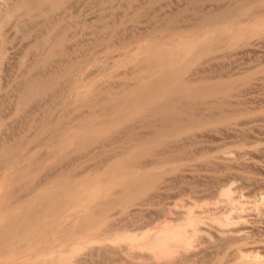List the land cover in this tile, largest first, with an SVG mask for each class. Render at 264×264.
<instances>
[{
	"label": "rangeland",
	"instance_id": "rangeland-1",
	"mask_svg": "<svg viewBox=\"0 0 264 264\" xmlns=\"http://www.w3.org/2000/svg\"><path fill=\"white\" fill-rule=\"evenodd\" d=\"M256 2L249 6V12L264 8V0ZM242 3L246 4L247 0H0V155L20 147L16 169L22 165L20 158L26 149L35 147L32 149L34 156L43 155L54 141L55 133L78 122L75 118L83 110H74L75 105L71 104L73 89L82 80H87L84 77L90 71L107 68L116 59V54L144 44H160L164 40L175 39L184 34L192 23L196 25L202 18L228 13ZM250 42L244 47L224 48L217 53L210 51L183 75L184 80L200 79L197 85L227 86L228 83L231 94L236 96L224 99L220 95L213 96L211 102H216L212 107H196L197 110L192 111L196 115L199 112L215 113L222 104L220 110L227 111L232 107L247 110L250 115L241 118V124L236 126L240 130L234 132L230 126L227 128V124L215 123L200 134L184 135L172 141L174 143L166 141L155 148L153 155L147 156L148 159L184 158L189 161L178 172L166 177L158 192H151L140 199L137 206L125 208L115 216L121 227L142 226L151 231L159 229L163 221L174 224L179 213L184 212V217L186 211L196 215L193 216L196 224L199 222L198 228H202H199L197 236L189 234L185 240L196 239L187 241L186 246L180 243L183 257L178 256L174 263L169 264H216L221 260L227 263L228 254L223 253L229 250L222 248L224 244L218 249L221 244L215 238L211 243L214 234L208 232L223 216L231 217V221L238 224L244 242H264V172L261 171L264 169V37ZM126 69L120 67L117 73V70L111 71L107 77H98L97 87L111 91ZM218 100L223 103H218ZM229 101L234 105H230ZM48 119L49 127L41 130ZM134 122L107 132L92 147L67 150L56 159L39 164L27 187L16 188L12 190L14 192L9 187L5 189L11 197L4 196V201H13L20 194L29 192L30 188H42L43 183L51 182V178L56 176L75 180L98 176L102 171L98 169L104 160L145 135L147 128H140L139 122ZM11 181L9 179L7 183ZM227 189L230 196L220 197L221 190ZM153 222L157 224L154 226ZM205 227H208L207 231H204ZM119 244L118 249H128L127 242ZM134 246L132 250L131 247L125 250L126 255L121 249L117 252V256L121 255L119 257L110 255V252L87 250L89 255L84 254L86 260L76 257L74 261L80 259L82 264H119L118 259L122 257L124 264L164 263V257L156 250L146 249L145 252L143 249V252L140 249L141 252L137 253ZM188 251L198 254L189 257Z\"/></svg>",
	"mask_w": 264,
	"mask_h": 264
},
{
	"label": "bare ground",
	"instance_id": "bare-ground-1",
	"mask_svg": "<svg viewBox=\"0 0 264 264\" xmlns=\"http://www.w3.org/2000/svg\"><path fill=\"white\" fill-rule=\"evenodd\" d=\"M256 1L258 0L249 2L247 0L246 4L234 7L232 12L206 17L204 20L202 18L197 24V21L195 22L196 25L192 23L188 30L186 28L188 32L175 39L160 41L162 42H159L160 44L143 43L144 45L116 54L114 56L116 59L109 62L107 68L90 71L84 77L87 80H82L81 84L73 89L70 95L71 104L75 105L74 110L83 111L76 116L78 122L72 127L52 134L54 141L43 155L35 157L32 150L35 147L28 151L26 149L25 153L21 154L22 165L18 169L15 168V163L19 161L20 147L13 151L9 149L4 156L0 155V264H82L81 260H86L84 254L87 250L90 252L94 250L96 253L110 252V255L117 256L121 249L126 255L125 250H130V247L132 250L133 245L137 248V250L134 248L137 253L140 249L142 251L145 249V252L146 249L156 250L158 255L164 257L163 264L166 262L169 264L176 261L178 256H182V247L179 244L186 246L187 241L195 238L185 240L186 236L196 234L200 231L199 228H202V226L198 228L200 223L197 221L198 225L196 224L197 216L191 212L186 211L185 217L184 212L179 213L176 222L170 220L174 224L163 221L159 229L151 231L145 230L142 226L121 227L115 216L125 208L137 206L138 201L151 192H158L167 180L166 177L178 172L180 167L189 161L184 158L148 159L147 156H150L155 148L167 142L169 144L184 135L200 134L215 123L227 124L228 129L230 126V129L237 132L240 129L238 130L236 126L241 124L239 120L250 115L249 111L236 110L232 106L230 107L235 110L226 111L225 107L223 108L225 111L220 110L224 104L219 100L217 102L222 106L215 113L203 114L198 111L204 116L198 113L199 116L196 115V112L192 111L197 110L196 107L204 109L209 107L208 105H214L216 101L211 102L213 96L220 95L224 99L234 97L236 94H231L228 83L227 86L197 85L200 79L184 80L183 75L210 51L217 53L224 48L244 47L250 45L248 43L251 40L264 37V8L248 11L249 6ZM141 2L143 4V1ZM120 67L127 69L121 71L122 74L119 73L120 81L115 88L103 91L101 87H97V79L107 77L111 71L115 72ZM231 103L234 105V102L231 101L230 105ZM133 121L139 122L140 128H147V134L145 132L142 137L140 134L141 138L138 137L133 143L128 145L125 143L126 147L104 160L99 169L96 168L102 170L98 176H85L76 180L56 176L51 178V182L43 183L42 188L37 185L39 187H35L34 190L30 188L29 192L20 194L13 201H4V196L11 197V193H5V189L9 187L12 191L27 187L34 173L38 171L39 164L54 160L67 150L92 147L100 137L108 134L107 132L119 130L125 126L124 124ZM49 124L48 119L42 124L41 130L48 128ZM261 171L264 172V169ZM9 179H12L10 184L7 183ZM229 194V189L221 190L219 193L220 197H227ZM217 208L215 210H218ZM216 223L217 225L213 224L215 226L211 228L212 230H208L212 232L211 235L214 234L212 240L210 238L211 243L217 240L218 244H221L218 249L224 244L222 248L229 250L228 252L224 250L226 253H223L228 254L227 263H222L221 260L222 262L216 264H264L262 240H259L260 243L244 242L243 232L229 216L218 218ZM207 228L205 227L204 231ZM122 242H127L128 249L127 247L118 249L117 246ZM188 253L189 257L198 254L189 251ZM158 255L156 257H159ZM76 257L81 260L74 261ZM121 258L118 259V263L124 264Z\"/></svg>",
	"mask_w": 264,
	"mask_h": 264
}]
</instances>
